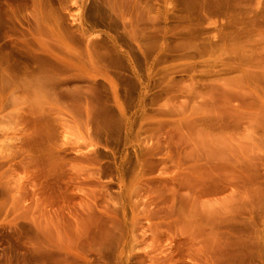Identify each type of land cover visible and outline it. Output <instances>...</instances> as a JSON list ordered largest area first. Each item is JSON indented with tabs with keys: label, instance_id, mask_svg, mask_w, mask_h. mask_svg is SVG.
I'll list each match as a JSON object with an SVG mask.
<instances>
[{
	"label": "rangeland",
	"instance_id": "374dc122",
	"mask_svg": "<svg viewBox=\"0 0 264 264\" xmlns=\"http://www.w3.org/2000/svg\"><path fill=\"white\" fill-rule=\"evenodd\" d=\"M0 264H264V0H0Z\"/></svg>",
	"mask_w": 264,
	"mask_h": 264
}]
</instances>
